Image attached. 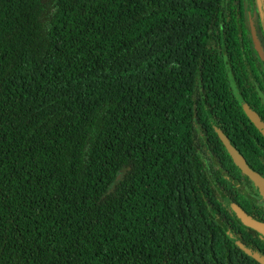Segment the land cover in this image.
I'll list each match as a JSON object with an SVG mask.
<instances>
[{
	"label": "trees",
	"instance_id": "1",
	"mask_svg": "<svg viewBox=\"0 0 264 264\" xmlns=\"http://www.w3.org/2000/svg\"><path fill=\"white\" fill-rule=\"evenodd\" d=\"M257 14L0 0V264H260L264 234L229 202L262 223L264 208L225 176L251 185L211 125L264 172L234 93L264 118Z\"/></svg>",
	"mask_w": 264,
	"mask_h": 264
},
{
	"label": "water",
	"instance_id": "2",
	"mask_svg": "<svg viewBox=\"0 0 264 264\" xmlns=\"http://www.w3.org/2000/svg\"><path fill=\"white\" fill-rule=\"evenodd\" d=\"M257 6L260 8L261 0H256ZM250 28V35L251 40L254 46V49L258 56L263 59L264 52L261 46V43L258 39L256 28L252 22L249 23ZM236 98L241 105L245 115L250 120V122L255 126V128L259 131V133L264 137V123L261 120L260 116L252 110L247 103L241 98L238 92L234 91ZM211 125L215 132L217 133L219 139L221 140L222 144L224 145L226 151L228 152L230 158L232 159L234 165L240 170V172L246 175L253 184L257 187L259 193H264V178L261 177L255 170L249 167L243 155L230 143L227 136L223 134V132L219 129L216 123L211 120ZM230 208L233 210L237 218L240 222L248 227L251 228L260 234H264V223L259 222L249 216L238 204L234 202H229ZM249 253V251H247ZM253 258L256 259L260 264H264V259L256 254H252Z\"/></svg>",
	"mask_w": 264,
	"mask_h": 264
},
{
	"label": "flooded vegetation",
	"instance_id": "3",
	"mask_svg": "<svg viewBox=\"0 0 264 264\" xmlns=\"http://www.w3.org/2000/svg\"><path fill=\"white\" fill-rule=\"evenodd\" d=\"M255 2H256V0H255ZM256 6H257V2H256ZM262 7V2H261V5H260V8L257 6V12H258V14L257 15H255V19H257V26L259 27H261V28H258V27H255L256 28V32H257V36H258V39H259V41H260V43H261V46H262V49H263V52H264V45H263V43L261 42V38L260 37H262L263 35H264V28H263V26H262V23H261V21H262V12H261V8ZM259 10V11H258ZM250 22H252L253 23V21L250 19V21H249V23ZM254 24V23H253ZM255 26V25H254ZM251 36V35H250ZM252 41V40H251ZM252 45H253V43H252ZM253 48H254V46H253ZM255 50V49H254ZM256 52V51H255ZM257 54V53H256ZM258 55V54H257ZM258 58H259V61L260 60H262V62L264 63V58L263 59H261L259 56H258ZM259 80H260V85L262 86V89H260V90H258V92H259V94H260V99H261V102H262V104L264 105V73H263V71L261 70L260 71V73H259ZM254 81L256 82V80L254 79ZM256 84V83H255ZM258 85V84H257ZM260 116V115H259ZM260 118H261V120L263 121V123H264V118H262L261 116H260ZM263 137V136H262ZM263 139H264V137H263ZM250 167V166H249ZM251 168V167H250ZM240 171V170H239ZM257 172V171H256ZM261 177H263L264 178V172L263 173H259V172H257ZM225 176L227 177V179L228 180H230V181H232V182H234V184L236 185V187H238L239 189H240V191L249 199V200H251L253 203H255L256 205H258V206H261V207H263L264 208V193L263 194H261V193H259V191H258V189H257V187L253 184V182L250 180V182H251V185H249L250 187H241L240 185H239V183L238 182H236L235 180H234V178L232 177V176H230V175H228V174H225ZM230 202H232V201H230ZM235 203V202H234ZM246 212V211H245ZM247 213V212H246Z\"/></svg>",
	"mask_w": 264,
	"mask_h": 264
},
{
	"label": "rangeland",
	"instance_id": "4",
	"mask_svg": "<svg viewBox=\"0 0 264 264\" xmlns=\"http://www.w3.org/2000/svg\"><path fill=\"white\" fill-rule=\"evenodd\" d=\"M261 2H262V9H261V12H262V21H261V23H262V26H263V28H264V0H261ZM258 9V8H257ZM259 11V10H258ZM261 38V42L263 43V45H264V35L262 36V37H260ZM260 67H261V70L263 71V73H264V63L262 62V60H260Z\"/></svg>",
	"mask_w": 264,
	"mask_h": 264
}]
</instances>
